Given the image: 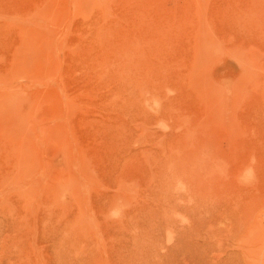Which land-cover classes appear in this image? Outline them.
Returning a JSON list of instances; mask_svg holds the SVG:
<instances>
[{
    "label": "rangeland",
    "instance_id": "374dc122",
    "mask_svg": "<svg viewBox=\"0 0 264 264\" xmlns=\"http://www.w3.org/2000/svg\"><path fill=\"white\" fill-rule=\"evenodd\" d=\"M0 264H264V0H0Z\"/></svg>",
    "mask_w": 264,
    "mask_h": 264
},
{
    "label": "clouds",
    "instance_id": "9594fccd",
    "mask_svg": "<svg viewBox=\"0 0 264 264\" xmlns=\"http://www.w3.org/2000/svg\"><path fill=\"white\" fill-rule=\"evenodd\" d=\"M252 162L253 163L255 162L254 161V158H253V161ZM244 176L245 177H249V178L254 177V171H253V169L251 167L245 169Z\"/></svg>",
    "mask_w": 264,
    "mask_h": 264
}]
</instances>
